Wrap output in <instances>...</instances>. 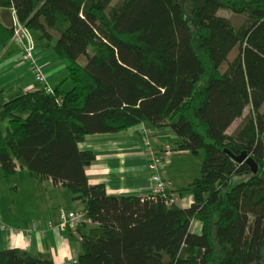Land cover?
Segmentation results:
<instances>
[{
  "label": "trees",
  "instance_id": "16d2710c",
  "mask_svg": "<svg viewBox=\"0 0 264 264\" xmlns=\"http://www.w3.org/2000/svg\"><path fill=\"white\" fill-rule=\"evenodd\" d=\"M113 1L0 0V49L13 42L17 18L53 45L72 82L0 103L8 121L0 130L3 178L26 169L82 205L93 225L75 264H264V0ZM225 8L244 23L221 14ZM142 123L170 128L181 150L204 152L201 175L181 189L193 196L189 208L168 203L169 190L111 195L89 184L96 155L80 148L85 137ZM226 149L247 151L258 173ZM195 220L201 233L191 230ZM0 264L54 263L12 248L0 251Z\"/></svg>",
  "mask_w": 264,
  "mask_h": 264
},
{
  "label": "crops",
  "instance_id": "0c3cea01",
  "mask_svg": "<svg viewBox=\"0 0 264 264\" xmlns=\"http://www.w3.org/2000/svg\"><path fill=\"white\" fill-rule=\"evenodd\" d=\"M34 38L35 56L48 74L50 83L54 88L69 90L72 82L68 79L67 63L57 56L53 45L47 46L45 41L37 40L38 36ZM40 88V84L34 82L30 66L20 59L17 44L10 42L1 48L0 103L21 92H35ZM7 126V120H0L2 132L5 133ZM143 130L149 132L153 148L162 152L171 150L167 157L169 164L166 166L165 181L169 191L176 196V204L189 208L193 203V196L186 192L181 194V189L200 176L201 166L198 165L194 172L187 169L184 174L179 172L178 162L192 159L194 155L178 148L179 139L168 127L157 129L149 123H142L116 133L85 137L80 148L91 150L96 155L95 161L86 168L89 184H104L111 195H150L152 184L144 155ZM2 180L9 185L15 183L16 193L23 189L22 182L25 185L27 182L31 183L28 190L37 198L39 205L32 209L34 212H30V209L15 211L11 207L0 208V251L16 248L54 264H75L81 254L82 236L93 224L87 222L76 232L60 228V209L72 211L83 208L72 199L71 192L62 186H54L51 181L41 183L34 180L26 169L18 168L10 182L1 176L0 181ZM191 230L201 233L202 223L193 221Z\"/></svg>",
  "mask_w": 264,
  "mask_h": 264
},
{
  "label": "built area",
  "instance_id": "2783aa9c",
  "mask_svg": "<svg viewBox=\"0 0 264 264\" xmlns=\"http://www.w3.org/2000/svg\"><path fill=\"white\" fill-rule=\"evenodd\" d=\"M19 49L20 59L28 64L31 68L34 82L40 84L41 90L45 94H53L55 88L48 79V74L45 72L42 65H40L35 56L36 41L33 34L15 18L14 23V36L12 39ZM143 142L145 144L144 155L148 163V169L150 172V182L152 184V195H166L168 184L165 181L166 166L169 164L167 158L171 150L159 151L152 147L150 141V134L148 131L143 130L142 132ZM168 203H176V196L172 194L169 198ZM60 228L62 230H70L76 232L78 228L84 225L90 220L87 218L86 213L83 209L81 210H66L60 209Z\"/></svg>",
  "mask_w": 264,
  "mask_h": 264
},
{
  "label": "rangeland",
  "instance_id": "374dc122",
  "mask_svg": "<svg viewBox=\"0 0 264 264\" xmlns=\"http://www.w3.org/2000/svg\"><path fill=\"white\" fill-rule=\"evenodd\" d=\"M116 2H118V0H114L113 4ZM221 12L223 15L231 18L237 25H242L246 19V17H244L242 15H236V14L232 13L229 9H226V8L223 9ZM192 31H193L192 32L193 46H194L195 50L197 51V54L199 55V57L202 58L205 61V63L207 64V58L205 57V55L200 51V49L197 46V30H196V27L194 25H192ZM237 53H238V47L235 46L228 53L227 60L222 63V65L220 67L222 71L226 70L227 61L233 60L236 57ZM81 60H82V63L85 62L84 57H82ZM249 113H250V107H247L243 116L241 118H238L231 125V127L228 130V133L234 134L237 131V129L239 128V126L246 119V117L248 116ZM203 153L204 152H200V154L194 155L192 159H189L186 161L184 160L182 162H178L177 167L179 168V172L184 174L185 169H187L188 171L192 170V172H194L198 165L202 166ZM2 174H3V170L0 169V178H1ZM199 175H201V174H199ZM2 178H3V176H2ZM0 182H1L0 184H2V185H0V208L11 207L15 211L16 210L18 211V209H23V210L24 209H30V212H34V210H32V209L36 208L39 204L36 201L37 198L34 197L33 194L28 190L31 187V183L27 182V185H25V183L22 182L21 184L23 185V189L21 190L20 193H18V192L16 193L15 183H12L11 185L6 183L7 184V186H6L4 180H2Z\"/></svg>",
  "mask_w": 264,
  "mask_h": 264
},
{
  "label": "water",
  "instance_id": "95a60500",
  "mask_svg": "<svg viewBox=\"0 0 264 264\" xmlns=\"http://www.w3.org/2000/svg\"><path fill=\"white\" fill-rule=\"evenodd\" d=\"M225 151L228 152L233 157V159L236 162H238V163L245 162L247 165L250 166V168H251V170H252V172L254 174H257L258 173V171H259V165L255 161V159L248 154L247 151H243L240 154L231 153L228 149H226Z\"/></svg>",
  "mask_w": 264,
  "mask_h": 264
}]
</instances>
